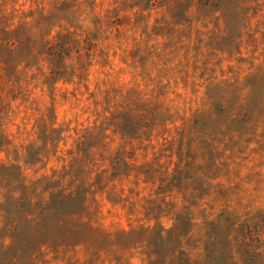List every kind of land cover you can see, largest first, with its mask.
I'll list each match as a JSON object with an SVG mask.
<instances>
[{
	"label": "rangeland",
	"instance_id": "obj_1",
	"mask_svg": "<svg viewBox=\"0 0 264 264\" xmlns=\"http://www.w3.org/2000/svg\"><path fill=\"white\" fill-rule=\"evenodd\" d=\"M56 2L0 3V16L14 27L44 9L55 34L69 28ZM76 3L97 48L64 70L84 75L54 83L24 53L15 72L0 65V264H264V0ZM28 31L0 38V55L29 48ZM141 102L154 126L96 142L104 117ZM118 153L131 168L114 173ZM21 185L32 205L83 200L43 214Z\"/></svg>",
	"mask_w": 264,
	"mask_h": 264
},
{
	"label": "trees",
	"instance_id": "obj_2",
	"mask_svg": "<svg viewBox=\"0 0 264 264\" xmlns=\"http://www.w3.org/2000/svg\"><path fill=\"white\" fill-rule=\"evenodd\" d=\"M18 1L19 0H0V3L2 5H5L6 3L16 4ZM56 1L57 2L54 8L56 9L57 13L62 15L61 20L65 21L69 28H74V31H70L69 28H66L64 31H57L55 34H53V28L55 25L50 23L51 15L53 13H46L44 12V9L35 11L29 10L28 12L21 11L22 17L19 18L14 27H11L15 18L14 14H2L0 16V31H2L3 35H0V38L4 40L5 45L7 46V43L11 44L13 40H16L20 30L28 27L29 36L27 37L28 42L25 44V46H29V48L22 52L18 51L24 46H17L15 50H8V54L6 53L5 56L0 55V65L5 67V69L7 66H9L10 72H15L17 67H19L20 64L24 62L20 61V59L26 55V57L31 56V58L34 59V62L38 64L45 63L49 68V73L52 76L54 83L63 79H66V82H69L70 78L74 76L80 78L82 75H84V71H80L82 68L81 65L80 68H77L76 70H74V68H70L68 71L64 70V65L68 62V60H76L78 64H82V62L89 63L93 58L94 50L97 48L96 40L98 35L97 33H92L82 36L75 30L77 28L75 25V8L79 4L76 3L77 0ZM90 5H93V2H91ZM200 7L202 8L207 6L204 4L202 5L201 2ZM179 8V14L183 16V12L181 11L182 8ZM30 31L33 32L31 33ZM22 53H24V55H21ZM25 63L27 66L25 67L26 69H30L32 67L30 63ZM107 96L105 97V104L110 102V96L108 94ZM147 107L148 106L141 102L140 105L135 106L134 110L131 108V106L127 107L126 111L123 109L124 113L121 111L122 114L118 113L116 109L115 111L110 112V115L104 117L103 121H101L99 127L93 130L95 131V135L96 132L98 134V136L96 135V142L100 143L103 139H106L107 136L105 133L107 131L111 132L112 134H118L121 139L132 141L138 139L137 135H139L140 131L144 132L146 131L145 129H147V127L151 128L150 126H154V124L151 122L150 125H142L144 123L143 119L145 113H147ZM128 111H131V113H128ZM161 122L163 123L160 124V126H164L166 120ZM127 158L133 159V157L130 156ZM117 160L125 168H131V164H127L125 158L122 157V154L118 153V157L111 159L109 163L113 168L114 173H116V169H114V163L117 162ZM48 192L49 200L44 201L43 204L35 202V204L32 205V202L29 200L31 197L28 199L29 187L21 185V194L26 198V206H42L41 210L43 211V214H51L52 212L50 210L53 208L67 207L68 205H72V203H74L76 200H83V197L80 193H74L73 195L67 194L65 197H61L62 193L58 191ZM94 194L95 193H93V195Z\"/></svg>",
	"mask_w": 264,
	"mask_h": 264
}]
</instances>
